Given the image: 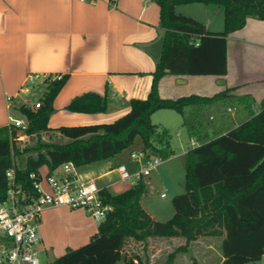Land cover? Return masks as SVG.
<instances>
[{"label": "trees", "instance_id": "16d2710c", "mask_svg": "<svg viewBox=\"0 0 264 264\" xmlns=\"http://www.w3.org/2000/svg\"><path fill=\"white\" fill-rule=\"evenodd\" d=\"M160 6L164 41L161 57L153 73L147 99H133L130 112L110 124L49 128L55 112L54 102L67 83V77L47 82V91L39 109L20 107L29 127L21 131L11 126L0 128V200L8 191L7 172L15 168L18 183L30 185V175L47 167L53 173L72 162L78 169L115 158L130 148L137 138L143 152L167 160L176 154L168 131H160L152 122L158 111L173 110L182 115L183 126L197 130L198 113L230 97L226 90L212 98L190 96L178 100L163 99L159 83L167 75L225 76L228 74V37L242 30L249 18L264 21V0H155ZM216 6L224 12L225 30L212 34L200 21L178 14L180 5ZM249 119L238 128L190 149L186 155L185 193L173 201L175 215L166 222L156 221L143 208L148 193L143 180L120 195L103 190L101 197L114 206L91 243L70 251L52 264H115L117 247L126 240L147 243L150 238H183L165 264H173L178 255L188 254L201 238L222 239V264H257L264 257V102L258 113L250 109ZM107 97L88 93L74 98L67 106L84 114L108 111ZM58 133L66 142L43 143L45 133ZM23 136H36L31 154L23 156L15 148ZM161 139V148L154 141ZM28 150H26L27 152Z\"/></svg>", "mask_w": 264, "mask_h": 264}, {"label": "crops", "instance_id": "0c3cea01", "mask_svg": "<svg viewBox=\"0 0 264 264\" xmlns=\"http://www.w3.org/2000/svg\"><path fill=\"white\" fill-rule=\"evenodd\" d=\"M207 9L204 13L207 17L198 21L205 24L210 33H222L224 12L216 6H207ZM164 34L160 6L155 0H118L115 5L109 0L87 3L79 0H0V128L10 126V112L29 75L67 77L65 87L54 102L56 112L66 111L74 98L84 94L107 97V112L96 113V118L82 115L84 113L65 116L70 117V123L61 127L113 123L110 118L130 112L128 103L131 100H145L150 94ZM226 90H232L230 97L205 109L215 111L210 121L197 126L198 130L193 132L182 124L190 136L192 148L200 146L193 139L196 133L209 140L247 121L249 110L241 100H246L253 112H259L264 102V21L249 18L242 30L228 37L227 75H167L159 83L160 97L170 100L193 95L212 98ZM8 97L14 98L13 101L8 102ZM226 112L234 115V123L220 122L212 126L216 117ZM49 128L59 129L50 125ZM189 150L182 149L179 154L185 156ZM120 164L126 165L131 172H135L138 165L139 170L142 168L140 162L130 160L120 161L100 175H96L91 166L79 169V173L84 180L94 179L97 184L116 175L114 180L100 187L110 192L111 186L118 188L128 184L119 182L116 168ZM99 225L82 209L45 210L40 223V249L47 252L48 264L64 258L70 251L87 247L98 233ZM60 231L68 235L64 247L57 243ZM72 233L76 236L74 241Z\"/></svg>", "mask_w": 264, "mask_h": 264}, {"label": "rangeland", "instance_id": "374dc122", "mask_svg": "<svg viewBox=\"0 0 264 264\" xmlns=\"http://www.w3.org/2000/svg\"><path fill=\"white\" fill-rule=\"evenodd\" d=\"M206 10H208L207 6L203 4L180 5L176 8V12L178 14L192 17L196 20L205 19V17H207L204 15ZM224 30L225 25L222 31ZM47 88V84L44 81L39 80L33 86V91L29 95H23L22 93H19L20 98L16 103H14L10 112L11 118L13 120H21L27 123V117L21 112L20 106L24 105V102H27V107H34L38 100L43 99ZM76 114L78 113L69 111L68 109L63 112H56L55 109V112L49 121V125L53 128H59L62 125L70 123V117L67 118L65 116H76ZM214 114V110H201L198 113L200 118L196 120L195 124L200 126L205 121H210L211 115ZM82 115L94 116V118H96V114ZM233 116L234 115L232 113L226 112L223 115L217 116L216 121L212 122L211 124L212 126L217 125L220 122L227 123V125L233 124ZM121 117L123 116H120L116 119H113L112 117L110 118V121L115 122ZM152 122L156 127L160 128V131L163 132L168 130L171 146L176 151V156L174 155L169 159L164 160L157 171H154L150 177L145 178L146 183L148 184V194L143 199L142 206L156 221L166 223L170 221L175 215V209L173 205L174 199L185 193L186 158L184 155L179 153L182 151V149H191L192 142L187 131L182 127L184 120L182 115L178 112L173 110L158 111L152 116ZM198 128L199 127H197V130ZM226 129L227 128H225V130ZM202 137V134L196 133L193 136V139L196 140L198 144L202 145L201 143H206L217 138V136L214 135L213 137L208 138L209 140H206L207 138ZM160 140L161 139L158 138L154 141L156 148H161L162 144H160ZM42 141L46 144H59L66 142V139L62 138L58 133L49 131L43 135ZM36 144V136H23L21 140L16 142L15 148L19 149L23 156H26L33 152ZM143 147V141L140 138H137L130 148L123 151L115 158L92 165H87L82 169H86L91 166V168L96 171V175H100L106 171L108 167H113L120 161L125 163L130 162L131 154H139L143 152ZM26 150L28 151L26 152ZM149 155L152 154L149 153ZM137 167L138 169L136 171H139V165ZM47 172V167L41 169V173L43 175H46ZM115 178L116 175H114L113 178L100 180L98 181V186L102 187L103 184L107 183L109 180H114ZM130 188V184H122L118 188L117 186H111L109 193L113 196H117L122 194L123 190L127 191ZM162 193L167 195L166 198L161 197ZM66 234L67 233H65V231H60V234L56 238L57 243L61 244L58 246L63 245L64 247L68 243V235ZM71 235H73L71 238L72 241H74L76 237L75 233H72ZM184 244L185 240L183 238H150L147 243L137 242L132 239L126 240L119 247H117L120 257L117 259L115 264H165L170 254H172L177 248L183 246ZM220 245L221 239L219 238H201L193 243L188 254L178 255L173 264H222L223 256ZM48 258L47 252H40V260L42 264H48ZM257 264H264V258Z\"/></svg>", "mask_w": 264, "mask_h": 264}, {"label": "built area", "instance_id": "2783aa9c", "mask_svg": "<svg viewBox=\"0 0 264 264\" xmlns=\"http://www.w3.org/2000/svg\"><path fill=\"white\" fill-rule=\"evenodd\" d=\"M87 3L93 0H79ZM118 0H109L115 5ZM62 76L29 75L20 93L29 95L37 81L45 83L61 80ZM20 98V96H18ZM14 98L8 97V102ZM27 102L24 105L27 106ZM41 101L31 109H39ZM228 112H234L228 109ZM11 127L26 131L29 123L11 119ZM21 137L19 140H21ZM131 160L142 164L139 171L131 173L126 165L116 168L120 183L134 186L144 178L150 177L163 163V159L141 152L131 154ZM30 185L18 183L15 168L7 172L8 191L6 199L0 200V264H42L40 260V223L42 214L50 208L66 207L82 209L98 224L114 212V206L101 197L104 189L94 179L84 180L79 169L72 163L63 164L53 173L40 172L30 175ZM162 193L161 197L166 198Z\"/></svg>", "mask_w": 264, "mask_h": 264}]
</instances>
